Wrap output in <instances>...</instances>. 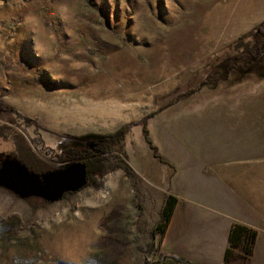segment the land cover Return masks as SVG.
Masks as SVG:
<instances>
[{"label":"rangeland","instance_id":"rangeland-1","mask_svg":"<svg viewBox=\"0 0 264 264\" xmlns=\"http://www.w3.org/2000/svg\"><path fill=\"white\" fill-rule=\"evenodd\" d=\"M258 24L264 0H0V160L14 156V135L54 167L72 160L66 145L124 130L98 185L52 201L0 185V264H205L162 233L196 184L215 193L213 167L232 170L217 182L231 189V223L255 231L246 264H264V77L255 56L245 66L229 57ZM182 176L194 181L187 190ZM211 201L192 202L200 227Z\"/></svg>","mask_w":264,"mask_h":264},{"label":"trees","instance_id":"trees-1","mask_svg":"<svg viewBox=\"0 0 264 264\" xmlns=\"http://www.w3.org/2000/svg\"><path fill=\"white\" fill-rule=\"evenodd\" d=\"M261 25L258 24L253 29L240 33L230 44V48L234 49L235 53L229 57H232L233 62H237L238 59L241 58L245 66L248 63L251 65L250 61L252 60L249 61L248 59L255 56L253 60L255 63L257 62L259 77L262 78L264 77V26L261 28ZM141 129L145 141L154 151L156 146L151 143V140L147 136L145 120L141 124ZM123 135L124 130L119 128L105 138L97 140L92 149H89L85 145L79 150L75 149L73 146L66 147L65 150H63V153H66L65 157L83 163L86 179L84 185L89 183L98 185V178L100 179L101 175L105 172L106 162L104 161L108 159L107 155H109V152L114 148H117L118 151L120 150V139ZM13 141L15 148L13 157L21 161L33 172L39 173L57 167L49 166L48 163H45L42 160L40 161V159L31 152L28 145L20 136L14 135ZM174 203L175 198L172 195L167 194L163 197L162 204L158 209L159 223H157V227L160 229V232L164 230L165 225L169 220ZM254 235L255 231L247 227L245 224L237 221L232 222L227 233V243L223 250L222 264H228V261L231 258L234 260V257L237 258V255L242 259V264H246V260L252 250ZM235 250L237 252H235ZM171 258L174 260H180V257L174 254H171Z\"/></svg>","mask_w":264,"mask_h":264},{"label":"crops","instance_id":"crops-1","mask_svg":"<svg viewBox=\"0 0 264 264\" xmlns=\"http://www.w3.org/2000/svg\"><path fill=\"white\" fill-rule=\"evenodd\" d=\"M238 168V171H236L234 174L240 175V168L238 165L235 166V169ZM212 170L215 173V176L218 177L212 178V182L216 185L215 186V193L212 192H200L199 189L201 188V183L198 185L196 184V188L193 189L192 193L186 192L188 195L185 197V215L181 218L180 221L176 220L174 218V213H172V216L170 218V221L165 229V231L162 233L163 240L167 242L169 247H172V249L178 251L181 249H191L196 250L197 254H193L192 259H196L200 262H204L205 264H222L223 259V250L226 245L227 240V232L231 223V216L227 215L225 212V198L227 195H229L231 189L229 187L224 190L221 185V180L223 178H227L232 174V170L230 173L226 172H220L221 170L214 167ZM220 172V173H218ZM247 170L246 168L242 169L241 176L239 180L235 183L233 192V202L235 203V200L237 201V204H239V199L241 195V186L245 187L248 184V178H247ZM242 178V180H241ZM182 182H184V190H187L189 188V184H193L194 181L192 180H185L184 176H182ZM217 182L220 183V185L217 186ZM202 188L205 189V187L202 185ZM192 194V195H191ZM227 194V195H226ZM211 203L210 206H208L209 211H214V214L210 212L209 215H211V221L207 226L200 227L199 221L197 215L192 218L193 211H195L194 203L196 202V205L198 204L199 207L207 206L203 204L204 201L210 200ZM237 198V199H236ZM226 200H229V197H226ZM183 201V202H184ZM197 201L202 203H197ZM192 203V204H191ZM202 204V205H200ZM237 208V207H236ZM200 210V209H199ZM199 210H196V214L199 215H205V213L198 212ZM198 212V213H197ZM207 215V214H206ZM208 216V215H207ZM210 216H208L206 219L208 222ZM197 222V227H191L190 229H187V222ZM176 253L175 255H177ZM180 254H178L179 256ZM197 256V257H196ZM191 258V257H190Z\"/></svg>","mask_w":264,"mask_h":264},{"label":"water","instance_id":"water-1","mask_svg":"<svg viewBox=\"0 0 264 264\" xmlns=\"http://www.w3.org/2000/svg\"><path fill=\"white\" fill-rule=\"evenodd\" d=\"M85 181L84 165L74 159L39 173L28 169L15 157L0 160V185L23 197L37 196L52 201L64 192L79 189Z\"/></svg>","mask_w":264,"mask_h":264},{"label":"flooded vegetation","instance_id":"flooded-vegetation-1","mask_svg":"<svg viewBox=\"0 0 264 264\" xmlns=\"http://www.w3.org/2000/svg\"><path fill=\"white\" fill-rule=\"evenodd\" d=\"M96 144V141H94V142H90V143H86L85 145L89 148V149H92V147L94 146ZM84 145V143H77V144H74V145H66L65 147H64V149L63 150H65V148L66 147H71V146H73V147H75V149H77V150H79V149H81V147L82 146H85ZM65 155H66V153H63V151H62V155L61 156H63L64 158H65ZM67 158V157H66Z\"/></svg>","mask_w":264,"mask_h":264}]
</instances>
